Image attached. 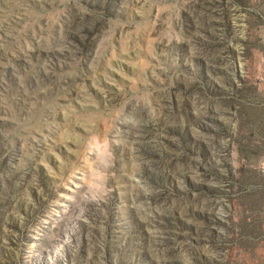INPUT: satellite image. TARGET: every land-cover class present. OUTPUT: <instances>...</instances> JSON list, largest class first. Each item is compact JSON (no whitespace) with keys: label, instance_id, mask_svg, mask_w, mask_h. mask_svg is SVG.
Here are the masks:
<instances>
[{"label":"rangeland","instance_id":"374dc122","mask_svg":"<svg viewBox=\"0 0 264 264\" xmlns=\"http://www.w3.org/2000/svg\"><path fill=\"white\" fill-rule=\"evenodd\" d=\"M0 264H264V0H0Z\"/></svg>","mask_w":264,"mask_h":264}]
</instances>
